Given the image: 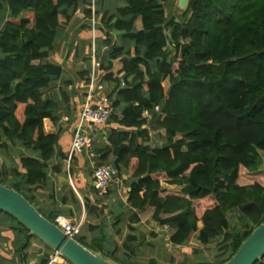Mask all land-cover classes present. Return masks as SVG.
<instances>
[{
  "label": "trees",
  "instance_id": "16d2710c",
  "mask_svg": "<svg viewBox=\"0 0 264 264\" xmlns=\"http://www.w3.org/2000/svg\"><path fill=\"white\" fill-rule=\"evenodd\" d=\"M171 1L126 0L109 20L131 45L114 48L102 64L114 106L125 108L111 114L109 146L99 153L131 176L128 204L138 212L132 221L174 230L178 247L196 233L203 245L224 237L217 260L206 263L224 264L264 223V0H190L168 20L164 5ZM78 5L0 0V133L38 145L40 159L22 162L31 188L45 181L44 162L58 141L43 124L60 119L49 90L61 70L47 60ZM121 57L124 76L117 78ZM151 130L162 131V145ZM12 189L33 204L18 185Z\"/></svg>",
  "mask_w": 264,
  "mask_h": 264
},
{
  "label": "crops",
  "instance_id": "0c3cea01",
  "mask_svg": "<svg viewBox=\"0 0 264 264\" xmlns=\"http://www.w3.org/2000/svg\"><path fill=\"white\" fill-rule=\"evenodd\" d=\"M126 6V0H79L72 20L59 28L54 50L47 60L60 68L61 75L49 90L60 106V119L57 123L50 119L43 122L45 132L58 137L54 154L44 162L45 181L32 188L25 185L26 170L22 162L40 159L38 145L25 147L21 137L8 142L1 133L0 180L9 188L18 185L43 216L60 215L73 223L81 222V232L76 239L108 258L126 264L214 263L221 254L224 237L203 245L196 233L186 247H178L170 240L174 230L131 220L138 213L128 204L131 176L115 168L112 156L103 162L99 153L109 146L107 136L113 127L109 122L102 127L87 128L88 135L94 139L92 152L71 153L75 127L91 94L95 101L106 98L112 113L120 114L125 108V104L114 106L117 96L113 94V85L105 81L107 73L102 64L114 48L127 49L131 45L117 30V20L109 23L116 11ZM164 7L168 20L176 14L182 15L179 0L168 2ZM173 9L178 12L169 17V11ZM87 11L91 12V17ZM5 22L3 17L1 32ZM136 28L141 29L140 23ZM3 58L1 51L0 60ZM125 60L121 57L115 61V77L124 76ZM150 134L156 145L164 143L162 131L151 130ZM101 166H109L115 172L106 196H100L95 189L94 172ZM24 230L14 218L0 211V264H39L54 254L52 249ZM229 245L230 242L224 246ZM174 247L180 248L181 252L175 251Z\"/></svg>",
  "mask_w": 264,
  "mask_h": 264
},
{
  "label": "water",
  "instance_id": "95a60500",
  "mask_svg": "<svg viewBox=\"0 0 264 264\" xmlns=\"http://www.w3.org/2000/svg\"><path fill=\"white\" fill-rule=\"evenodd\" d=\"M190 0H179L182 14L188 10ZM0 211L14 218L54 253L71 264H120L104 254L82 245L60 227L43 216L40 211L15 189L0 183ZM181 252L180 248H173ZM264 257V223L242 243L233 257L224 264H256Z\"/></svg>",
  "mask_w": 264,
  "mask_h": 264
},
{
  "label": "built area",
  "instance_id": "2783aa9c",
  "mask_svg": "<svg viewBox=\"0 0 264 264\" xmlns=\"http://www.w3.org/2000/svg\"><path fill=\"white\" fill-rule=\"evenodd\" d=\"M111 114L112 110L108 106L106 98L101 97L97 101H95L94 97H92L91 94L88 97V101L82 110L80 120L75 127L71 153H84L85 151L92 152L94 147V139L90 135H88L87 128H89L90 126H105L109 122ZM114 175L115 172L109 166H101L95 170V189L100 196H106L108 194ZM53 223L60 227L66 234L75 239L80 235L81 222H79L78 224L73 223L66 217L59 215L56 216ZM64 263L65 259L56 253H54L49 258L48 262V264Z\"/></svg>",
  "mask_w": 264,
  "mask_h": 264
},
{
  "label": "rangeland",
  "instance_id": "374dc122",
  "mask_svg": "<svg viewBox=\"0 0 264 264\" xmlns=\"http://www.w3.org/2000/svg\"><path fill=\"white\" fill-rule=\"evenodd\" d=\"M177 12H178V11H177V10H174V9H173V10H170L168 16L170 17L172 14L177 13ZM179 12H181V11H179ZM174 17L178 18V17H180V16H177V14H176V15H174ZM197 234H198V233H197ZM177 254H178V253H177ZM206 263H210V262H205V263L202 262V264H206ZM200 264H201V263H200Z\"/></svg>",
  "mask_w": 264,
  "mask_h": 264
}]
</instances>
